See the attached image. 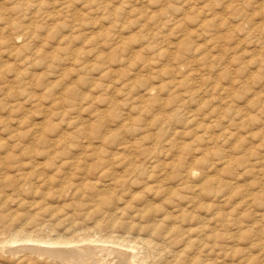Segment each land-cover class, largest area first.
I'll list each match as a JSON object with an SVG mask.
<instances>
[{
  "label": "rangeland",
  "instance_id": "obj_1",
  "mask_svg": "<svg viewBox=\"0 0 264 264\" xmlns=\"http://www.w3.org/2000/svg\"><path fill=\"white\" fill-rule=\"evenodd\" d=\"M123 148L147 166L152 152V208L170 219L152 237L135 229L146 221L106 219L91 239L134 241L148 264H264V0H0V177L17 182L22 160L42 164L24 173L46 167L55 181L17 194L0 179V264H50L10 251L75 231L25 219L85 204L72 191L54 195L61 175L47 153L93 154L81 171L88 185ZM144 168L116 190L127 206L151 199ZM88 220L76 231H93Z\"/></svg>",
  "mask_w": 264,
  "mask_h": 264
},
{
  "label": "bare ground",
  "instance_id": "obj_2",
  "mask_svg": "<svg viewBox=\"0 0 264 264\" xmlns=\"http://www.w3.org/2000/svg\"><path fill=\"white\" fill-rule=\"evenodd\" d=\"M121 150H122L121 152H123V153L116 154V156L112 155V157L100 160V162H102V169H103L100 176L104 177V179H100L98 177L96 183L89 182L88 185H84L85 183L82 184L81 181L86 182L87 180H86V174L82 173L81 171H84L82 169L83 166L86 167L89 160L92 157H95L93 154L89 155V156L86 154H83V155H81V157L75 158L73 160H71V158H69V160H65L62 157V160L59 159L60 161L58 162V160L54 158L55 157V154H54L55 151L52 153L46 152L47 158H46L45 164L51 165L52 167H55L54 169L56 170V173H59L58 175H61V179H60L61 182H60V184H57V190L54 191V193L57 192V194H54V195H59V196L64 197L70 191H72L71 192L72 193V199H74L76 196H78V198L81 197V200L83 199V201H85V204L84 205L81 204V206H80L81 208L78 209L76 207V205H78V204L77 203L75 204V202H73L74 200H72V203H68V202L66 203L65 202L66 204L63 203L62 206H50V207L48 206L47 209L40 207V211L38 213H36L35 215L30 214L31 215L30 217L25 218V216H17L19 218L24 217L26 219V221H28L30 219H34V218L37 219L39 216H42L43 218L47 217L49 219V222L57 221L61 224H65V223L72 224V225H74L75 231L70 233L69 236L59 235L58 237L52 238L48 241H44V240H37L36 241L34 239H25V240H23L24 242H30V243L37 242L39 244L41 243L43 245H46V247H40V246L39 247H34V246L22 247L21 251L18 249L12 250V251L9 250L10 253L12 252L15 255V254H20V253L26 252V258L28 260H32L33 258H35L36 261L47 260V263H50V264H148V261L146 259L147 257L140 256L141 253L138 250L136 242H134V241H130L125 245L126 240L120 242L119 240L117 241L111 236H108V238H106V239L105 238L101 239L99 237L98 240H94L93 239V238H95V235H94V237H92L93 240L91 239V235L95 232L94 231L95 229L99 230V231H101L103 229V221H105L106 219H109L108 222H110L111 226H113V227L117 224H120L118 222V220L119 219L121 220V218H127V219L131 220V222L133 224L138 223V222L145 223V221H146V223H147L146 226H143V225L138 226L137 224H135V229L138 228L140 230V232L141 231L145 232V230H146V232H149L148 234H151V237H152V228L154 231H156V229L157 230L159 229L160 223L164 222L165 220L167 221L170 219V217H168V216H159V215H163L164 212L160 213L157 208L156 209L158 211L156 212L152 208V195H155V194H152V191L155 190V188H154V190H152V184H153L152 183V168H153L152 167V152L148 151L149 153L147 152V156L144 154L147 157L146 161H148V164H149V166H147L143 162L141 163V162L136 161V160L134 162L129 161L127 159L128 157L130 159H135L132 157L133 152L131 154V150H126V148H123ZM118 152H120V151H118ZM22 154H20V155H22ZM77 154H79V152L72 153L73 156L77 155ZM136 154H138V153H136ZM25 155H26V153H25ZM27 155H29V153H27ZM13 156H16V155H13ZM17 157H19V156L17 155ZM4 158H2V160L0 159V167H1V169L4 168L3 171L6 173V171H5L6 166H4L6 164V163H4V160L6 158L5 159ZM17 159L19 160V158H17ZM25 160H27V159H25ZM19 161L16 163V168L18 169L17 171L21 172V174H20L21 178L20 179L18 178V181L16 182V181H13L14 180L13 178L10 179V178L3 177L5 179L12 180V183H13L12 188L14 190V193L20 194V192L22 191V188H24L25 186H28V185L31 186L30 189L34 190V192H35L36 190L40 189L41 187H44V186L47 187L50 184H52L53 182H55L53 179L54 177L52 179H50L51 176H49V178L47 177L48 171L46 170V167H45V169H41V171H37L39 173L36 174V176L34 173H33L34 175H32L31 173H24L28 168H30L31 170L38 169L39 167H41V165H42L41 163H37V162H33V161H31V162H26V161H22V160H19ZM17 164H18V167H17ZM177 165L179 166V164H177ZM120 166H133V168L129 171L125 168V171L120 173L119 169H118V167H120ZM143 166H145L143 176L147 170H148L147 173L149 172L148 173L149 175L147 177V180L149 182H147L144 186V192H145L144 195H146L147 197H149L151 199L147 202H141V206L138 209L136 206H127L125 198L124 197L118 198L115 193H116V190L118 188L122 187L125 183L127 186H129L128 183L130 182V186H131L132 176H134L137 173H140L142 171ZM178 166H177V168H179ZM11 169L12 168H10V171H11ZM91 169H93V167ZM173 169H175V168H173ZM180 170L181 169H179V171ZM4 172H2V173L4 174ZM33 172H35V171H33ZM177 172H178V170H177ZM193 172L194 171L191 170V168H190V171L187 173L190 175H193L194 174ZM170 174H171V172H170ZM5 175H9V174L7 173ZM185 175L187 176V174H185ZM0 176H3V175L1 174ZM12 177H15V176H12ZM18 177H20V176H18ZM1 178L2 177H0V179ZM165 178H164V180H166ZM15 179H17V178H15ZM164 180H162V181H164ZM2 181H4V180H2ZM161 182H159V185ZM163 183H165V182H163ZM168 184H170V183H168ZM181 185H183V183ZM155 186L156 185H154V187ZM158 187H160V186H158ZM41 189L43 190L44 188H41ZM83 189L84 190L87 189L88 191H90V193H89L90 195H88L87 193L85 194L86 191L84 192ZM157 189H159V188H157ZM201 189H199V190H201ZM169 190H171V189L169 188ZM166 191H168V190H166ZM166 191H165V193H166ZM36 192L38 193L39 191H36ZM45 192H46V190H45ZM163 193H164V191H163ZM50 194H52V192ZM168 194H170V191H168ZM168 194H166V199H168V197H167ZM164 196L165 195H163V197ZM195 196H196V194H195ZM139 199H141V197H139ZM190 200H191V198H190ZM16 202H17V200H16ZM56 203L58 205H60L59 202H56ZM18 204H19L18 207L23 205L21 200H18ZM142 204H144V205H142ZM123 205L125 207H122ZM183 210L185 211L186 209H183ZM164 211L166 212L167 210H164ZM42 212H44V213H42ZM186 214L188 216L190 213L188 212ZM186 214H184V215H186ZM182 215L180 214V216H182ZM101 217H102V219H100ZM88 219L94 220L96 222V224L93 223V224H95L93 231L92 230L91 231L86 230L84 232V234L80 233L79 231H76V230L80 229L81 227H85V222L89 221ZM175 219H177V218H175ZM197 219H199V218H197ZM174 220L172 222H175ZM182 220L186 221L185 217L184 218L182 217V219L180 221L182 222ZM176 222H177V220H176ZM177 227H179V226H177ZM173 228H175V227H173ZM176 228H175V231H176ZM169 229H167L168 234H169ZM194 230H196V229H194ZM112 231L113 230H111V233H112ZM186 231H188V230H186ZM180 232L181 231L178 232V235L180 234ZM182 232H185V231L182 230ZM128 234H131V233L129 232ZM173 234H175V233H173ZM82 235H84V236L81 237ZM176 235H177V233H176ZM183 235H186V234L183 233ZM154 236H156V235L154 234ZM161 236H162V234H161ZM161 236H160V238H162ZM184 237H186V236H184ZM158 239L159 238H157V240ZM163 239H165V237ZM174 239H172V240H174ZM182 239H184V238H182ZM159 240H161V239H159ZM188 240H192V239H188ZM196 240L197 239H194L193 242H195ZM165 241H167V240L165 239ZM165 241H164V243H165ZM17 242H19V240H17L16 237H13V239L10 240L9 242H7L6 244L9 245L8 243H11L12 245H14ZM188 242H190V241H188ZM197 242L199 243V241H197ZM21 243H23V242H21ZM147 243H150V242H147ZM95 244L99 245V246H95ZM175 244H176V241H175ZM194 244H196V243H194ZM145 245H147V244H145ZM180 246H182V245H180ZM0 250L4 251L5 248H3V249L0 248ZM183 254L184 253H182V255ZM180 255H179V257H180ZM139 257H142V258H139ZM174 258H176V257L174 256ZM78 260L80 262H78ZM22 261H24V260H21V262Z\"/></svg>",
  "mask_w": 264,
  "mask_h": 264
}]
</instances>
